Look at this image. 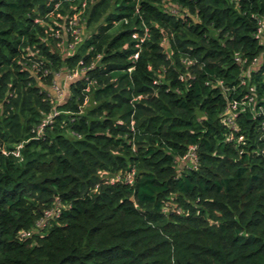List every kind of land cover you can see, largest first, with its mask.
<instances>
[{
  "label": "trees",
  "instance_id": "1",
  "mask_svg": "<svg viewBox=\"0 0 264 264\" xmlns=\"http://www.w3.org/2000/svg\"><path fill=\"white\" fill-rule=\"evenodd\" d=\"M0 264H264V0H0Z\"/></svg>",
  "mask_w": 264,
  "mask_h": 264
},
{
  "label": "built area",
  "instance_id": "2",
  "mask_svg": "<svg viewBox=\"0 0 264 264\" xmlns=\"http://www.w3.org/2000/svg\"><path fill=\"white\" fill-rule=\"evenodd\" d=\"M129 180H131L130 176H129Z\"/></svg>",
  "mask_w": 264,
  "mask_h": 264
}]
</instances>
